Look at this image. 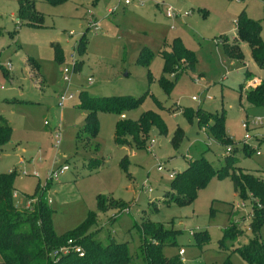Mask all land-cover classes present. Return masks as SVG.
<instances>
[{
	"label": "rangeland",
	"instance_id": "1",
	"mask_svg": "<svg viewBox=\"0 0 264 264\" xmlns=\"http://www.w3.org/2000/svg\"><path fill=\"white\" fill-rule=\"evenodd\" d=\"M18 1L0 0V117L10 127V139L0 147V174L15 172L16 209L26 211L42 191L48 171L66 165L68 171L50 183L44 194L53 212L55 234L71 231L91 214L90 228L98 230L100 244L108 238L123 242L133 257L139 246L138 227L148 221L159 224L165 235L168 232L167 238L174 240V245L161 248L166 259H178L180 264H245L233 249L251 238L247 229L250 199L240 201L229 178H212L190 204L173 205L169 200L176 192L167 174L180 173L187 161L200 157L219 167L224 147L205 127H198L194 113L199 109L222 114L225 136L235 150L233 170L264 182V127L250 130L247 146L240 129L246 117L264 114V106L250 107L244 101V93L264 81V69L254 65L245 44L240 45L243 59L238 62L226 57L219 43L228 42L241 9L245 17L259 23L264 43L261 1L128 0L130 4L124 6V0H63L59 4L26 0L41 18L39 27L14 25ZM110 7H115L111 16L106 14ZM168 7L174 15L170 19L164 14ZM90 18L97 22L98 31L87 30ZM82 34L85 51L78 55L73 44ZM174 39L191 54V70L184 69L182 59L173 66L174 72L164 71L160 53L169 52ZM51 44L60 49L59 63L54 61ZM142 49L150 55L145 67L136 62ZM73 52L80 66L67 85L60 71L71 66ZM161 78L169 84L166 92L159 86ZM65 89L73 99L57 109V97ZM79 93L90 98L142 96L138 107L123 118L134 121L151 112L164 133L153 128L141 151L117 147L112 142L117 117L97 113L94 139L78 142L76 136H84L80 131L84 113L77 109ZM184 111L192 116L187 118ZM52 128L61 136L57 150L51 147ZM177 130L181 137L173 148L170 141ZM124 156L125 171L120 167ZM159 165L162 172L156 171ZM99 198L125 204L127 213L112 207L99 211ZM230 219L237 223L239 235L233 246L222 250L218 241ZM259 237L264 238V226Z\"/></svg>",
	"mask_w": 264,
	"mask_h": 264
},
{
	"label": "trees",
	"instance_id": "2",
	"mask_svg": "<svg viewBox=\"0 0 264 264\" xmlns=\"http://www.w3.org/2000/svg\"><path fill=\"white\" fill-rule=\"evenodd\" d=\"M46 4H59L63 0H41ZM96 1V0H94ZM264 10V0H260ZM16 23L29 27H39L41 18L33 11L32 3L26 0H19L17 4ZM225 38V37H224ZM228 42L220 41L223 54L229 59L242 62L239 45L245 44L249 57L254 65L259 69H264V43L260 38V25L258 22L245 17L244 9H241L235 18V33ZM53 48L54 61L60 62V49L58 45L51 44ZM75 51L78 55L83 54L85 40L83 34L75 41ZM164 71L174 72V65L182 60L185 62V70L192 69V56L180 44L178 39L171 42L169 52L161 51ZM150 55L141 50L137 63L146 66ZM80 64H73V71L79 69ZM147 79H149L148 75ZM177 75L174 74L173 78ZM159 86L164 92L169 87L167 81L162 78ZM141 97L132 98L130 96L121 97H101L90 98L84 93L78 94L77 109L84 113L81 132L83 137L77 135L78 142L93 140L97 133V113H109L117 117L113 129L112 142L117 147H127L134 151L143 150V141L149 136L154 128L157 133L163 134V126L157 115L151 112H144L139 117L131 121L123 118L125 113L134 111L140 104ZM244 101L250 107L264 106V81L254 89L244 93ZM183 114L190 118L192 115L186 111ZM199 128L205 127L212 139L224 147V154L220 158L219 167L213 168L202 157L187 161L185 168L176 173L170 183L171 190L176 195L171 197L169 202L173 205L183 206L191 203L196 192L202 189L206 183L212 179L229 178L233 192L236 193L240 201L250 199L251 211L247 229L251 238L247 244L235 247L236 252L245 264H264V238L259 237V231L264 226V182L248 174H243L233 170L235 159L232 153L234 147L228 141L223 130L222 114L204 113L197 109L194 113ZM208 121H211L207 125ZM207 125V126H206ZM181 132L177 130L170 141V145L176 148ZM10 139V127L6 120L0 117V147ZM229 146V153H225ZM97 151L96 144L93 145V152ZM124 156L120 160V167L126 170L123 162ZM15 176L14 170L7 174H0V264H135L139 260L142 264H180L178 259H166L161 255L163 246L174 245V240L167 238L168 232H163L157 223L141 222L138 227L140 239L135 255L132 257L123 242H117L108 238L104 245L96 239L98 230H91L93 216L88 214L86 219L76 228L61 235L55 234L52 228V210L47 206L45 189L51 184L46 181L42 191H39L36 198L30 203L26 211L20 212L13 202L12 180ZM108 201V203H107ZM99 198L97 208L104 212L108 207L117 210H124L128 206ZM108 206H107V204ZM229 217L233 218L230 212ZM237 223L232 219L228 221L221 238L218 241L219 248L228 249L236 243L239 235ZM177 233H174V236ZM165 235V238H164ZM204 237V233L201 234ZM193 236V235H192ZM71 241L67 245V241ZM79 247L82 256L74 253L73 248ZM55 252V258L51 253ZM228 264V263H225Z\"/></svg>",
	"mask_w": 264,
	"mask_h": 264
},
{
	"label": "built area",
	"instance_id": "3",
	"mask_svg": "<svg viewBox=\"0 0 264 264\" xmlns=\"http://www.w3.org/2000/svg\"><path fill=\"white\" fill-rule=\"evenodd\" d=\"M129 4H130V2L128 0H124V2H123L124 6H127ZM114 11H115V7L107 8L106 14L111 15ZM164 14H165V17L167 19L174 17L173 12L169 7L164 10ZM87 30H91L93 32L98 31L97 22L94 19L90 18L87 21ZM67 36L71 37L72 35H71V33H68ZM74 44H75V42H74ZM74 44H73V49H75ZM70 58H71V66L69 68H62L60 71L61 80H62V82L66 83L67 85L70 84V77H71V74L74 72L73 71V64L75 63L74 52L71 54ZM86 82L88 84H90L91 79L87 78ZM72 99H73V95L70 93L69 89H65L63 92H60L58 97H57V101H56L57 109H62ZM191 100L196 101V99L193 97L191 98ZM43 125L46 126L47 124L44 122ZM261 127H264V114L260 115V116L246 117L240 124V129L243 132L242 143L247 146V142H249L252 139L250 136V130L258 129ZM49 135L51 138V147L53 149L57 150L60 143H61V136H60L58 129L57 128L50 129ZM225 153L226 154L229 153V148L225 149ZM255 155H259V153L255 152ZM67 171H68V167L66 165H62V166H58L56 168H52L47 173V180L46 181H48L50 183L58 182L59 177ZM156 171L162 172L163 167L161 165L157 166ZM174 175H175V173L170 172L167 174V177L169 179H173ZM147 192L149 193L150 190L148 189ZM13 196H14V194H13ZM122 213H127V210L124 209L122 211ZM188 234H189V236H192L191 232H189ZM66 244L70 245L71 241L68 240L66 242ZM73 251H74V253L78 254V256H80V257L82 256L81 249L79 247H74ZM55 255H56L55 252L51 253V256H53L54 258H55ZM178 255L181 256V250H178Z\"/></svg>",
	"mask_w": 264,
	"mask_h": 264
},
{
	"label": "crops",
	"instance_id": "4",
	"mask_svg": "<svg viewBox=\"0 0 264 264\" xmlns=\"http://www.w3.org/2000/svg\"><path fill=\"white\" fill-rule=\"evenodd\" d=\"M112 15V14H111ZM110 15V16H111ZM234 33H235V29L231 32V34H230V39L233 37V35H234ZM225 37V36H224ZM227 38V37H226ZM86 43V42H85ZM219 43H220V41H219ZM241 45V44H240ZM240 45H239V48H240ZM84 51H85V49H84ZM76 138H77V136H76Z\"/></svg>",
	"mask_w": 264,
	"mask_h": 264
}]
</instances>
